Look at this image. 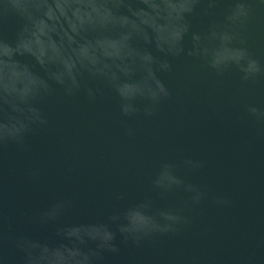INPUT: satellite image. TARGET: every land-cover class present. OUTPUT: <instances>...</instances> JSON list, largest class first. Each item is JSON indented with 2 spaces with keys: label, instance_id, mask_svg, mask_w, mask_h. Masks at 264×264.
Instances as JSON below:
<instances>
[{
  "label": "water",
  "instance_id": "obj_1",
  "mask_svg": "<svg viewBox=\"0 0 264 264\" xmlns=\"http://www.w3.org/2000/svg\"><path fill=\"white\" fill-rule=\"evenodd\" d=\"M0 264H264V4L0 0Z\"/></svg>",
  "mask_w": 264,
  "mask_h": 264
},
{
  "label": "clouds",
  "instance_id": "obj_2",
  "mask_svg": "<svg viewBox=\"0 0 264 264\" xmlns=\"http://www.w3.org/2000/svg\"><path fill=\"white\" fill-rule=\"evenodd\" d=\"M260 3L264 4V0H260ZM246 13L244 12L243 8L241 9H238L236 15H239V16H243L245 15ZM254 63V62H253ZM252 111H255V109H252Z\"/></svg>",
  "mask_w": 264,
  "mask_h": 264
}]
</instances>
